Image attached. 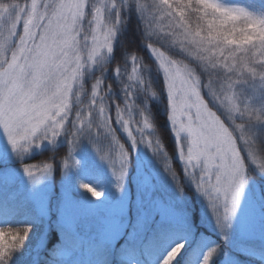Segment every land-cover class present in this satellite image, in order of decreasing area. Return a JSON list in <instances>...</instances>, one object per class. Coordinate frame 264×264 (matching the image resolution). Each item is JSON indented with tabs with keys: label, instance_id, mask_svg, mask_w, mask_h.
<instances>
[{
	"label": "snow or ice",
	"instance_id": "snow-or-ice-1",
	"mask_svg": "<svg viewBox=\"0 0 264 264\" xmlns=\"http://www.w3.org/2000/svg\"><path fill=\"white\" fill-rule=\"evenodd\" d=\"M124 2L126 4L128 0ZM132 2L144 16L145 8L140 0ZM88 3L89 0H31L24 5L0 2V129L14 151H27L33 143L39 146L37 141L53 142L49 139V132L52 137L60 135L71 109L72 97L79 101L83 69L96 63L104 49L112 51L116 26L120 22L119 10L111 22L106 13L109 8H116V0L93 2L89 30L85 31L82 22L86 18ZM156 7L162 16L178 18L177 26L182 29L181 47L188 55L207 68L228 74L238 73L243 80L259 78L264 82V17L255 16L241 7L223 6L218 0H158ZM192 17H195V28L192 27ZM21 24L22 32L19 30ZM148 47L154 55L158 54L157 60L165 76L169 119L176 136H186L181 158L186 160L187 167L200 169L199 179L194 182L208 199L217 225L223 231L229 226L245 183V164L236 148L233 133L208 108L199 90V78L193 71L153 48L152 44ZM130 60L132 67L127 78L139 81L138 59L133 55ZM225 79L226 94L223 97L216 96L215 92L212 94L225 104L229 113L238 114L245 123L252 122L253 118L264 121V112L256 115L248 105L241 108L234 102L235 96L227 94L233 82L230 76ZM101 84L99 79L93 84L86 106L88 115L94 117V124L89 120L85 130L84 117L77 112L82 127L77 129L74 121L73 136L95 127L101 133L110 134L115 141L111 118L106 115L105 97L100 96ZM127 95L130 97L131 93ZM123 113L124 109L117 106L116 123L128 130L131 121ZM246 115L247 121L244 120ZM145 127H150L147 119ZM235 130L240 131L242 139L248 134L243 123L236 125ZM129 136L132 137L130 131ZM131 141L135 146L134 137ZM245 143H248L247 139ZM119 147L120 169L114 174L122 181L128 152L123 145ZM248 157L264 172V162L254 151H249ZM101 158L106 159L105 156ZM33 167L24 166V173L32 182L50 174L52 168L45 164L37 176ZM65 167H68L67 161ZM82 187L94 197L100 196L92 187ZM28 231V228L15 232L0 229V264H8L11 253L21 248ZM181 247L174 246L162 264H170ZM215 251L210 249L202 264H208Z\"/></svg>",
	"mask_w": 264,
	"mask_h": 264
},
{
	"label": "rangeland",
	"instance_id": "rangeland-1",
	"mask_svg": "<svg viewBox=\"0 0 264 264\" xmlns=\"http://www.w3.org/2000/svg\"><path fill=\"white\" fill-rule=\"evenodd\" d=\"M30 2L31 0H24L21 5ZM93 2L98 3L99 0H89L88 7L86 8V14L89 13V18L86 17L82 22L85 31L89 30V21L92 19L91 5ZM128 2L125 4L124 0H116V8H109L107 10L106 15L108 21L111 22L118 9L120 19L119 24H121V11L128 7ZM105 3H107V0H105ZM140 3L144 6L145 13L144 16H142V14L137 11L135 5L136 15L140 26L143 28L144 34V41L142 44L140 43L141 47H137L139 51L130 54V56L126 58V66L123 68H117L116 65L111 64L113 58V44L117 36L118 24L116 26V34L112 41V51L107 52L106 49H104V52L96 58V63H93L91 67L86 66L83 69L79 88V101L76 100L75 96L72 97L71 109L63 128L60 129V135L52 137L49 132V139L54 140L53 142H49L48 140L37 141L36 143H39V146L33 143L28 147L27 151H14L8 143L6 134L0 129V161H6L10 158L31 156L41 152V149L50 148V150L52 149V151H54V149L57 148L55 146L59 144L66 145L62 148L61 154L52 155V159L57 161L56 164L37 162L29 165L34 166L33 171L37 176L40 175L39 169L45 164L52 166L51 173L41 176L36 182H32L25 175L24 168L18 169L11 166H4L5 168L2 167L1 170L3 176L9 180L15 181V186L13 188L15 194L9 195V197L13 195L12 198H5V196L0 194V207L4 204H8V200L11 199V201H9V203H11L9 214L14 213V215L18 214L24 219H36L39 222L42 221L43 231L41 232L37 245L38 247H43L47 242V235H49L51 230L49 227V219L52 216L53 208L50 204V199H58V208L55 211L56 219L54 220V223L61 230L62 235L65 236L66 239H70L73 232L75 236L77 230H80L88 232L91 238H96L97 241L108 244L112 247L115 240L124 231L126 225L125 216L127 213V205L131 199L130 186H132L135 210L137 209L135 220L140 221L136 230L139 234L142 233L141 235H143V231H145V235H147L146 245L143 243L144 249L149 250L151 248L153 253L156 254L164 252L169 248L173 241L186 235L188 233V221L185 215L173 211L172 201L169 199L168 195L161 198L157 195V192H155L154 180L157 178V168H155V166L158 160L164 159L166 156L163 152L164 147L159 140L155 138L151 126L145 127V119H147L145 110L148 108L146 100L149 96L156 101L160 98L157 95L158 92H153L150 85H148L147 79L150 77L149 73L153 72L155 76L159 75L162 81L161 89L162 97H164V100L162 101L164 102V105L162 108L166 111V120L175 141L176 149L174 152V158L177 160L181 172L186 174L187 179L191 182L198 194L200 212L204 219L202 220V223L206 224L209 229L218 232L220 236L227 240H230L233 237L236 241H254L259 239L264 242V213L261 211L263 200L258 186L252 179L246 177V173L245 183L241 191L239 203L231 217L229 226L223 231L217 225L216 217L213 214L208 199L197 189L194 181L195 179H199L200 169L196 167H187L186 160L181 158L180 152L184 147L186 136H176V130L169 119L170 111L165 76L157 60L158 54L154 55L148 45L152 44L153 48L162 51L155 43V40H157L163 42L165 45L173 47L175 50H178L183 56H187L188 59H193L199 64H202V62L194 56L188 55L187 52L182 49L180 43L182 38L176 35L178 32H176L175 28L170 25L167 18L163 17L155 9L154 5L148 3L147 0H140ZM19 30L22 32V24ZM81 40L83 46V37H81ZM142 51L145 54H143ZM8 54L11 55V52ZM83 54L86 58V51ZM133 55L137 57L140 65L138 69L140 77L139 81H129L127 78L132 67L130 57ZM138 56L142 59H149L151 66H149L150 64L147 62L143 61L145 64L142 63ZM169 58L171 57L169 56ZM109 59H111L110 62ZM107 64L111 65L108 70H105ZM100 67L104 69V72L96 76L93 80L87 81L91 74ZM188 68L190 67L188 66ZM191 70L193 71V69ZM107 73L109 77H111L115 86H113V83L111 82L109 84H104L103 81L105 77H107ZM193 73L195 74L194 71ZM233 75L234 77L226 72L223 73L220 77V83L215 86L216 91H210L216 82L210 83L214 79L211 78V76H208L209 83H206L205 86L210 101L215 106L216 110L210 108L206 103V100L203 97L202 98L208 108L215 112L220 119L222 117L221 121L223 123L226 122L224 123L225 127H227L230 132L238 135L239 142L243 149V163L246 160L248 161L249 166L256 168V164L248 157L250 150L244 142L245 140L241 138L240 131H233L235 126L238 125V123L235 122L238 114L235 116L230 114L225 104H222L216 96L223 97L226 94L227 81L225 77L230 76V79L233 82V87L230 91H227V94L235 96V103L243 108L245 105L250 106L252 102L254 103L258 100V103L260 101L263 102V104L261 102L260 104L264 108V82H261L259 78L243 80L242 77H239L238 73ZM97 79L102 82L100 96L105 97L104 104L108 108L106 115H109L111 118V126L114 129L116 137L115 141H113L110 134L101 133V130L98 128L96 129L95 127H93L92 130L81 131L77 136L72 135L74 121L77 129L82 127L80 121L77 120V112H81L84 117L83 127L85 130L87 129V123L89 120L90 123L94 124L95 122L94 117L88 115L86 106L89 103L92 86ZM199 90L201 96H203L201 83ZM129 92L131 93L130 97L127 95ZM213 92L216 93V96L212 94ZM109 95H112L110 101L107 99ZM128 102H130V105L127 106ZM132 105L133 107L129 112L128 109ZM117 106L124 109L123 114L125 118L131 121L128 130H125L120 124L116 123ZM219 113L221 114V117L218 115ZM224 119H226V121H224ZM68 123H70V126H67ZM129 131L131 132L132 137L137 141L135 146H133L131 141L132 137L129 136ZM70 140L73 141L71 144L69 143ZM120 145H123L124 150L128 152L125 175L122 181L118 180L114 174L120 169ZM73 153L74 158L72 155ZM75 154H82L83 157L92 164L96 163L100 170L108 172L112 177L110 179V190L115 194L116 198L114 197V200H111L106 204L99 201L96 197H75L72 194ZM101 156H105L106 159H102ZM66 161L68 167H65ZM56 167L58 168L57 172ZM128 172H131L130 176H128ZM53 194H55V196H52ZM153 216L155 217L154 219ZM150 239L153 240V243ZM72 240L74 241V239Z\"/></svg>",
	"mask_w": 264,
	"mask_h": 264
},
{
	"label": "trees",
	"instance_id": "trees-1",
	"mask_svg": "<svg viewBox=\"0 0 264 264\" xmlns=\"http://www.w3.org/2000/svg\"><path fill=\"white\" fill-rule=\"evenodd\" d=\"M23 1L24 0H0V2H17L20 4ZM128 1V7L121 11L122 21L121 24H119L120 28L117 40L113 47V58L112 61L110 60L111 64L116 66L123 65L128 54L137 53L139 51L137 47H141L140 43L142 44L144 41L143 28L140 26L136 15L135 3L130 0ZM147 2L154 5L157 10L156 5L158 4V0H147ZM218 2L226 7H241L255 16L264 17V0H218ZM166 18L170 25L175 28V31L181 35L182 29L177 26L178 18ZM195 24V17H192L193 28H195ZM155 43L165 54L171 58H176L174 60L179 63H186L195 71L203 89L202 97L206 100L210 108L216 110L215 106L210 101L205 85L209 83L208 76H211L214 80L210 83L216 82L213 85L214 87L212 86L211 91H216L215 86L220 83V77L223 75L224 71L213 70L204 66L203 63L199 64L193 59H188L187 56H183L173 47L165 45L163 42L155 40ZM142 53L145 54L143 51ZM142 60L151 65L149 59ZM111 64H107V67L110 68ZM231 76H233V74ZM148 79L152 91H157V95L160 98L156 101L149 96L146 100L148 108L145 110V113L147 114V121L154 131L155 138H157L164 147L163 152L166 156L164 159L158 160L155 166L158 168L157 195L161 196L163 191L166 195L174 199V206L176 209L185 211L189 214L190 224L187 227L188 233L175 241L167 252L154 255V253L147 254L143 251L141 243L144 238L141 233L138 235L135 233L137 229L133 220L135 217V205L134 196H132L133 187L130 186L131 199L128 207L130 217L129 223L125 231L116 240L113 247L109 248L106 245L94 243L93 247L89 248L91 250L89 255L79 253L78 257L75 258L74 256L73 259V252L76 254V250L79 246L81 250H85L83 247L85 242L81 241L85 235L84 232L78 231L81 240L77 242H75V238L73 241V238L67 237L70 239H66L62 235L61 230L54 223L56 219L55 211L58 208V199H50V204L53 208L52 216L49 219V227L51 230L49 235H47V242L43 247H38L37 245L41 232L43 231L42 221L24 219L18 214L14 215V213L9 214L11 205L8 202V204H4L0 207V229L13 232L20 231L24 228L29 229L21 248L11 253L8 264H162L167 253L176 245H182V247L170 264H202L204 256L210 249H216V251L209 258L208 264H264V246L258 244V241L229 242L201 223L197 194L190 182L185 179L174 158L176 146L173 134L166 120V111L162 108L164 105V102H162L164 97H162L161 78L159 75L155 76L152 72ZM107 80L114 83L111 77H108ZM260 102L263 104L262 101ZM260 102L258 103V100H256L249 106L256 115H259V112H264V108ZM218 115L221 117L220 113ZM247 119L248 117L246 115L244 120L247 121ZM262 119H264V117H262ZM224 121L226 120L224 119ZM236 121L239 122V124L243 123L244 131L248 133L245 135V138H243L248 141V143H246L248 149L254 151L256 157L261 162H264V121H255L253 118L252 122L245 123L240 117L237 118ZM233 138L236 140V146L243 158V149L239 142L238 135L233 133ZM62 148L63 147L59 146L55 148L54 151L50 150V148L44 149L22 160L10 158L4 163L0 162V171L3 166L22 169L24 166H29L37 162L56 164L57 161L52 159V155L61 154ZM76 161L77 167L74 170L73 177L74 196L82 194L85 197L95 198L86 188L82 187V185H88L100 193L99 199H103L106 202L113 200L115 194H113L112 191H108L107 183L110 181V178L107 173L100 171V168L97 166L95 167L81 155L76 158ZM244 164L246 177L252 179L259 188L263 200L261 209L264 213V172H261L257 165L256 168L249 166L246 160ZM57 171L58 168L56 167V172ZM14 186V182L7 181L0 175V194H3L2 196L9 198L10 194L14 195ZM52 196H55V194ZM135 251H141V258L132 256L131 253Z\"/></svg>",
	"mask_w": 264,
	"mask_h": 264
},
{
	"label": "clouds",
	"instance_id": "clouds-1",
	"mask_svg": "<svg viewBox=\"0 0 264 264\" xmlns=\"http://www.w3.org/2000/svg\"><path fill=\"white\" fill-rule=\"evenodd\" d=\"M97 198H99V197H97Z\"/></svg>",
	"mask_w": 264,
	"mask_h": 264
}]
</instances>
